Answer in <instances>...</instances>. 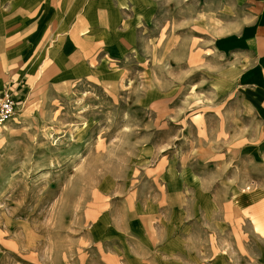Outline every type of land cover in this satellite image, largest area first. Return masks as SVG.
Returning <instances> with one entry per match:
<instances>
[{"label":"rangeland","instance_id":"1","mask_svg":"<svg viewBox=\"0 0 264 264\" xmlns=\"http://www.w3.org/2000/svg\"><path fill=\"white\" fill-rule=\"evenodd\" d=\"M152 1L69 78L45 53L29 72L0 51V103L16 104L0 126V264H264V221L234 200L251 167L220 159L254 120L172 1Z\"/></svg>","mask_w":264,"mask_h":264},{"label":"crops","instance_id":"2","mask_svg":"<svg viewBox=\"0 0 264 264\" xmlns=\"http://www.w3.org/2000/svg\"><path fill=\"white\" fill-rule=\"evenodd\" d=\"M171 1L175 26L187 28L194 44L211 52L218 63L217 84L232 92L241 113L254 120L252 140L240 141L234 158L220 159L242 160L251 167L242 176L244 182L253 180L252 192L237 191L234 200L243 220H260L262 224L264 0ZM159 4V11H165L166 6ZM137 5L146 17L135 16L133 7ZM153 11L152 0H0V38L8 40L1 42L0 51L17 54L20 68L29 72L36 68L35 55L47 54L59 81L69 78L70 73H82L78 70L88 68L86 56L97 53L98 46L106 47L110 35L124 37L137 20L145 21ZM102 16L115 20L113 31L100 23Z\"/></svg>","mask_w":264,"mask_h":264},{"label":"built area","instance_id":"3","mask_svg":"<svg viewBox=\"0 0 264 264\" xmlns=\"http://www.w3.org/2000/svg\"><path fill=\"white\" fill-rule=\"evenodd\" d=\"M16 104L15 101L6 96L0 103V126H2L15 112Z\"/></svg>","mask_w":264,"mask_h":264}]
</instances>
